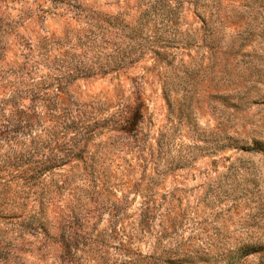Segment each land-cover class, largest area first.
Segmentation results:
<instances>
[{"label": "rangeland", "instance_id": "374dc122", "mask_svg": "<svg viewBox=\"0 0 264 264\" xmlns=\"http://www.w3.org/2000/svg\"><path fill=\"white\" fill-rule=\"evenodd\" d=\"M0 264H264V0H0Z\"/></svg>", "mask_w": 264, "mask_h": 264}]
</instances>
